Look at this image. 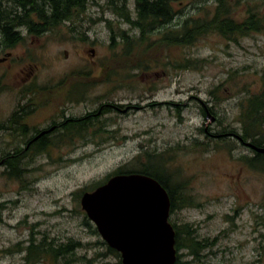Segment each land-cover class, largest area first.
<instances>
[{
	"label": "rangeland",
	"instance_id": "obj_1",
	"mask_svg": "<svg viewBox=\"0 0 264 264\" xmlns=\"http://www.w3.org/2000/svg\"><path fill=\"white\" fill-rule=\"evenodd\" d=\"M124 2L135 19L134 0ZM122 3L84 0L69 20L48 32L24 29L10 47L0 36V160L15 152L21 160L12 175L0 163V264H28L30 239L43 238L81 244L63 259L68 264H117L81 196L119 167L146 162L147 150L166 151L167 169L183 183L187 205L170 221L213 240L198 250L201 258L181 250L182 260L264 264V171L248 164L254 152L230 134L241 131L246 100L264 87V30L235 40L209 32L177 47L162 42L159 30L141 38L115 13ZM242 3L235 17L249 7L264 14V0ZM217 5L175 0L181 12L173 24ZM124 31L138 37L134 48L112 49L111 37ZM68 120L71 130L63 128ZM77 120L85 126L76 127ZM50 127L48 148L23 145L25 134Z\"/></svg>",
	"mask_w": 264,
	"mask_h": 264
},
{
	"label": "trees",
	"instance_id": "obj_2",
	"mask_svg": "<svg viewBox=\"0 0 264 264\" xmlns=\"http://www.w3.org/2000/svg\"><path fill=\"white\" fill-rule=\"evenodd\" d=\"M244 0H216L217 7L214 12L205 7L198 10L196 14L186 15L179 23L173 24L181 10L175 7V0H134L136 17L128 15L126 3L123 0L122 5L115 6V13L122 17L127 23L134 25L139 29L140 37L152 36L156 30H159V38L164 43H170L172 46L185 47L193 44L200 36L216 32L222 37L236 39L238 36H246L252 32H260L264 30V14L257 9L249 7L247 14L242 18L235 17V9L243 4ZM84 0H5L2 5L0 1V31L5 33L6 44L8 47L14 45L13 42L18 39L16 33L14 35L9 32L16 27V24H29L31 28L42 27L44 29L65 22L71 18L70 10L72 7H82ZM12 4V7H11ZM18 7V9H15ZM36 15L39 21H32L31 16ZM183 16V14H182ZM27 18V19H26ZM26 19V21H25ZM31 21V22H29ZM36 22H39L36 24ZM42 24H41V23ZM170 25V26H169ZM136 36H129L126 31L120 35L111 37L110 46L112 49L121 43L124 45L125 51L132 50L138 39ZM140 38V39H141ZM118 39V41H117ZM189 60L185 61V65L189 66ZM180 64V63H179ZM210 108L204 110L203 114L209 112ZM242 129L240 132L233 131L232 134L239 142H251L255 146L264 148V87L257 94H253L247 100L242 108L241 117ZM66 123L63 128L73 129L74 122L71 120ZM85 126L82 120L76 121V127L83 128ZM70 127V128H69ZM23 130V129H22ZM80 130V129H79ZM77 130L79 133L80 131ZM24 132V131H23ZM45 143L35 149L41 150L48 148ZM254 152V156L246 158L248 164L252 167L264 171V152ZM146 162H140L137 166L119 167L113 175L141 173L155 178L167 190L171 201L170 214L177 208H183L187 199L181 189L183 183L176 181L174 175L167 169L166 151H145ZM4 164L9 175L15 174L20 166L21 160L18 153H13L0 160ZM183 205H180V203ZM170 221V218H169ZM175 230V247L177 249V260L175 264H188L181 259L184 254L180 251L190 247V256L193 258H201L198 250H205L213 244V240H198L190 228L189 224H179L171 222ZM30 239L29 245L26 247V261L28 264L37 262H53L52 264H68L63 259L68 257L70 253H74L81 244L79 242L68 241L67 243L58 244L54 241H48L43 238L41 241ZM109 251L119 258L117 264H122L120 253L109 248ZM204 256V255H203Z\"/></svg>",
	"mask_w": 264,
	"mask_h": 264
},
{
	"label": "water",
	"instance_id": "obj_3",
	"mask_svg": "<svg viewBox=\"0 0 264 264\" xmlns=\"http://www.w3.org/2000/svg\"><path fill=\"white\" fill-rule=\"evenodd\" d=\"M245 144L264 152L263 147ZM80 203L109 247L120 253L122 264H175L171 201L155 178L141 173L116 174L84 192Z\"/></svg>",
	"mask_w": 264,
	"mask_h": 264
},
{
	"label": "flooded vegetation",
	"instance_id": "obj_4",
	"mask_svg": "<svg viewBox=\"0 0 264 264\" xmlns=\"http://www.w3.org/2000/svg\"><path fill=\"white\" fill-rule=\"evenodd\" d=\"M37 21H39V20H37ZM37 23H39V22H36V24ZM41 23V22H40ZM42 24V23H41ZM27 24H16V27L13 29V30H10L9 32H11L13 35H14V33H16L17 34V36H18V39L17 40H15L14 42H13V44H15L17 41H19V40H22V39H24V36H25V34H30V33H32V32H40V33H43V32H48V30H49V28H46V29H44V28H40V29H38V28H27V26H26ZM23 27H25V28H23ZM25 29V31L26 32H28V33H23V30ZM0 36H2V37H4V38H6V36H5V33L4 32H1L0 31ZM7 41V40H6ZM6 46H8L7 44H6ZM25 110H27V109H25V108H23V107H21V108H19L18 109V111H17V113H18V115H20V116H24L25 115ZM16 115V114H15ZM12 121L13 122H16L15 121V119H12ZM54 129V127H50V128H47V129H45V130H39V131H36L35 133H31V132H28L27 134H25L24 136H23V145L26 147V148H30V147H32V146H36V147H39V146H41V145H43L44 143H45V137H46V135L48 134V132H50L51 130H53ZM22 131H24V130H22ZM26 133V132H25ZM34 134V135H33ZM240 143H242V145H244V146H247L246 144H245V142H240ZM247 148H249L252 152L254 151L252 148H250V147H248L247 146Z\"/></svg>",
	"mask_w": 264,
	"mask_h": 264
}]
</instances>
